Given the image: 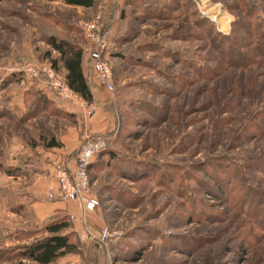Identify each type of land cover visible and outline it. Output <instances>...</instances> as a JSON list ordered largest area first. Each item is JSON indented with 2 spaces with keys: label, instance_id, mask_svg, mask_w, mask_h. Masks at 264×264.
Instances as JSON below:
<instances>
[{
  "label": "rangeland",
  "instance_id": "obj_1",
  "mask_svg": "<svg viewBox=\"0 0 264 264\" xmlns=\"http://www.w3.org/2000/svg\"><path fill=\"white\" fill-rule=\"evenodd\" d=\"M263 6L0 0V264H36L20 259V249L64 214L48 209L60 201L45 199L46 182L55 164L70 161L95 135L108 138V149L89 169L101 219L90 227L110 232L101 244L108 255L104 260L99 250L91 258L78 238L81 250L52 264H96L100 257L99 264H264V131H256L264 127V69L238 76L229 68L206 80L219 64L208 46L214 34H234L248 45ZM98 10L109 22L114 90L99 85L92 114L67 110L44 83L12 71L50 63L49 35L82 44L79 23ZM155 46L158 53L146 50ZM165 49L178 53L167 57ZM134 53L146 63H133ZM55 70L63 77L61 65ZM51 139L60 145L48 147Z\"/></svg>",
  "mask_w": 264,
  "mask_h": 264
},
{
  "label": "trees",
  "instance_id": "obj_2",
  "mask_svg": "<svg viewBox=\"0 0 264 264\" xmlns=\"http://www.w3.org/2000/svg\"><path fill=\"white\" fill-rule=\"evenodd\" d=\"M51 1H56V0H51ZM62 1L68 5L88 7V8L93 7L97 3V1H93V0H62ZM248 10L249 12L255 11V8L251 7V9L248 8ZM259 14H262L263 16L261 17L259 16ZM259 14H257L258 18H262L263 20L260 23L261 24L260 26L256 25L255 29L250 31L249 35L252 38H251V42L248 43V45L250 46L251 44H253V46H250L249 48H247L248 45L244 44V40L241 39V37H238L237 35L224 34V33L214 34L216 35V37H213V40L214 41L216 40V42L213 43L210 40L211 43L208 46L217 52L216 57L214 58L213 61L218 62L219 64L210 67L211 69L208 68L207 66L208 68L207 70L210 69L213 74L211 75L208 74L209 78L206 80L211 81L215 77L217 78L218 76H221V74L224 71L226 72V70L229 68L238 69L240 71L238 76H242L244 74L242 72H250V71L255 72L260 69H264V8L260 11ZM237 21L235 20L233 22V25H235ZM81 32H82V40H83L84 38H83L82 29ZM45 43L49 47V50L46 52L45 58L50 62V65L56 69L59 67V65H61V67L64 70L63 78L68 84V86L87 102L89 103L93 102L94 96L90 89L89 72H86L83 66V56H82V48H81L82 44L55 35L47 36L45 39ZM146 50H151L154 51L155 53H158L159 47L157 48V46H155V48H149ZM51 52L56 53V56H52ZM164 52L165 53L163 55L166 54L167 57H170L178 53L176 52V50H171V49H165ZM114 53L116 57L118 56L120 58L127 60V56L115 52L113 49V51H111V54ZM129 58L133 60V63H138V64L146 63L143 57H139L135 53L130 54ZM107 59H108V55H107ZM180 61L184 62L182 59H180ZM18 79H20V77ZM254 79L256 78L254 77ZM256 131H259V133L261 131H264V127L261 126ZM263 136H264V132H263ZM59 145L60 144L58 142L51 139L48 142L47 146L56 147ZM107 149L108 147L105 150ZM105 150H103L102 152H104ZM104 155H107L108 161H110V158L114 157V155L111 152L104 153L103 156ZM96 158L89 165V169L92 164L97 163L95 161ZM219 186L222 187L221 185ZM219 186L215 185L214 187L216 188V190H218ZM70 228H71V223L69 221L68 214H63L61 216L55 217L45 222L38 233L39 234L46 233V234L44 236L35 239L29 244L22 246V248L18 253L19 258L32 261L36 264H52L57 259L69 253L79 250L77 233L74 230H70Z\"/></svg>",
  "mask_w": 264,
  "mask_h": 264
},
{
  "label": "built area",
  "instance_id": "obj_3",
  "mask_svg": "<svg viewBox=\"0 0 264 264\" xmlns=\"http://www.w3.org/2000/svg\"><path fill=\"white\" fill-rule=\"evenodd\" d=\"M99 2L100 0H93ZM196 3L206 6L210 0H195ZM102 4H99L101 9ZM203 11H207L204 7ZM102 16V10H98L94 17L82 20L79 27L83 31L82 53L87 55L89 71L106 91L114 90V81L111 66L107 59L110 47L109 30ZM21 75L23 80L44 83L60 100L63 106L72 112L86 111L92 114L93 106L74 92L50 63L37 65H22L12 69ZM45 88V89H46ZM108 147V138L95 135L81 142L72 158L71 164H55L53 173L45 185V199L47 201L72 202L76 204L77 214H68L71 222L80 216L81 227L78 230L79 238H89L94 243L101 245L110 238V232L106 227H100L94 233L88 227L87 213L99 206L98 198L90 189L89 165Z\"/></svg>",
  "mask_w": 264,
  "mask_h": 264
},
{
  "label": "crops",
  "instance_id": "obj_4",
  "mask_svg": "<svg viewBox=\"0 0 264 264\" xmlns=\"http://www.w3.org/2000/svg\"><path fill=\"white\" fill-rule=\"evenodd\" d=\"M105 10L106 9L104 8V11ZM106 12L109 13L108 14V19H109L111 10H108V11L106 10ZM102 16H103V18L105 17L103 11H102ZM104 21H105V18H104ZM108 23H109L108 20H106V24L107 25H108ZM82 56H83V66H84V69L86 70V72H89L90 89H91V91L93 93V96L94 97H97L96 95L98 93V89H99L100 83H98L97 79L94 77V75L92 74V72L89 71L88 63H87V55L84 54V53H82ZM93 117H94V115L92 116V118ZM78 145H80V144H78ZM72 158H73V156H72ZM72 158H71L70 161H66V164H71L73 162L72 161ZM50 202H52V201H50ZM77 208L78 207H76V204H74L72 202H57V204L50 205L48 209H50V210H62L63 209L64 210V214H69L70 212H75L77 214ZM86 218H87L88 227L90 229H91V227H90L91 224L96 225V227H97L99 225V221H101L100 216L98 214L97 208L95 210H93V211L88 212ZM80 227H81V222H80V216L78 214V216L75 219V221L71 222V228H70V230H74L77 233V236H78V230H79ZM101 227H103V226H101ZM91 231L94 232V233H96V230L94 231V230L91 229ZM78 238H79V236H78ZM79 240H80L81 244H84L86 246V248L88 249V253L90 254L91 258H92V256L95 253H97L100 250L99 252H101V256H103V259L105 260L106 257L104 258V256L108 255V252L107 251H103L104 247L102 245H99V244L94 243L89 238H83V239L79 238ZM78 248L81 250V247H78ZM100 260H101V257H100V259L98 260V262L96 264H99Z\"/></svg>",
  "mask_w": 264,
  "mask_h": 264
},
{
  "label": "bare ground",
  "instance_id": "obj_5",
  "mask_svg": "<svg viewBox=\"0 0 264 264\" xmlns=\"http://www.w3.org/2000/svg\"><path fill=\"white\" fill-rule=\"evenodd\" d=\"M212 11L214 12V13H216L215 11H214V8L212 9ZM212 18L214 19V20H216L217 21V18H216V16L213 14L212 15ZM218 22V21H217ZM221 27H223L225 24H219ZM220 27V28H221Z\"/></svg>",
  "mask_w": 264,
  "mask_h": 264
}]
</instances>
